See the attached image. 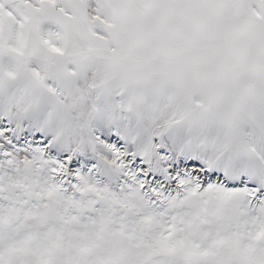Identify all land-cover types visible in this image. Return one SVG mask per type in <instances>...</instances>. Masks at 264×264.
Here are the masks:
<instances>
[{"label": "snow or ice", "instance_id": "snow-or-ice-1", "mask_svg": "<svg viewBox=\"0 0 264 264\" xmlns=\"http://www.w3.org/2000/svg\"><path fill=\"white\" fill-rule=\"evenodd\" d=\"M0 264H264V0H0Z\"/></svg>", "mask_w": 264, "mask_h": 264}]
</instances>
